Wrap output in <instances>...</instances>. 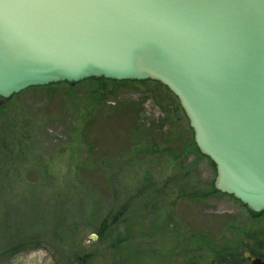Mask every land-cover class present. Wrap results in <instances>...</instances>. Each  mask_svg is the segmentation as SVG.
<instances>
[{
	"label": "rangeland",
	"instance_id": "rangeland-1",
	"mask_svg": "<svg viewBox=\"0 0 264 264\" xmlns=\"http://www.w3.org/2000/svg\"><path fill=\"white\" fill-rule=\"evenodd\" d=\"M173 97L107 80L0 99V264H208L263 246L243 234L263 215L215 190Z\"/></svg>",
	"mask_w": 264,
	"mask_h": 264
},
{
	"label": "water",
	"instance_id": "water-1",
	"mask_svg": "<svg viewBox=\"0 0 264 264\" xmlns=\"http://www.w3.org/2000/svg\"><path fill=\"white\" fill-rule=\"evenodd\" d=\"M90 78L166 87L215 190L264 212V0H0L1 99Z\"/></svg>",
	"mask_w": 264,
	"mask_h": 264
},
{
	"label": "flooded vegetation",
	"instance_id": "flooded-vegetation-1",
	"mask_svg": "<svg viewBox=\"0 0 264 264\" xmlns=\"http://www.w3.org/2000/svg\"><path fill=\"white\" fill-rule=\"evenodd\" d=\"M245 214L251 216L252 218H256L258 216L263 215L264 213L253 214L248 212L247 210L244 211ZM253 221H255L253 219ZM264 224V221H263ZM259 231L261 234V238L264 240V230L261 231L260 227L256 228L255 224L252 223L243 231L244 236L248 237L250 234ZM254 245H248L244 243V247L242 248L239 245H234V250L229 252H221V254L212 255L208 264H259L264 262V245L261 246L260 242L254 241ZM241 248V249H240ZM184 264H197V262L191 258L189 255H185L184 257Z\"/></svg>",
	"mask_w": 264,
	"mask_h": 264
},
{
	"label": "trees",
	"instance_id": "trees-1",
	"mask_svg": "<svg viewBox=\"0 0 264 264\" xmlns=\"http://www.w3.org/2000/svg\"><path fill=\"white\" fill-rule=\"evenodd\" d=\"M88 81L99 82V81H107V80H104V79H100V80L89 79V80L83 81V82H81V83L88 82ZM110 82H115V83H117V84H124V83H140V84H144V83L147 82V81H144V82H129V81L116 82V81H110ZM59 84H67V85H69V86H72V85H70V84H68V83H59ZM59 84H56V85H49V86H46L45 88H49V87H51V86H57V85H59ZM78 84H79V83H78ZM74 85H77V84H74ZM40 88H41V87H40ZM173 98L176 100L175 97H173ZM176 102H177V100H176ZM177 108L180 110V107H179V105H178V102H177ZM180 111H181V110H180ZM181 112H182V111H181ZM182 113H183V112H182ZM192 140H193V139H192ZM192 140H191V142H192V146L194 147V150L197 151V148H196V146H195V144L193 143ZM211 186H212V185H211ZM212 189H213V188L210 187L209 192L213 191ZM189 197L191 198V197H193V196H189ZM101 229H102V228H101Z\"/></svg>",
	"mask_w": 264,
	"mask_h": 264
}]
</instances>
